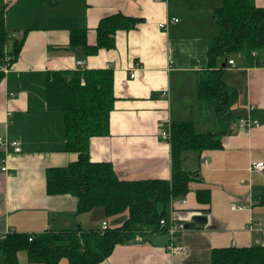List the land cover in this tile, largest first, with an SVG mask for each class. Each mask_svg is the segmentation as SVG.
<instances>
[{"label":"crops","instance_id":"1","mask_svg":"<svg viewBox=\"0 0 264 264\" xmlns=\"http://www.w3.org/2000/svg\"><path fill=\"white\" fill-rule=\"evenodd\" d=\"M50 1L58 3L0 0L7 30L14 40L24 38L0 84V137L22 144L20 153L0 145V165L9 167L0 174V240L12 232L94 229L107 219L102 208L76 215L75 197L47 193V170L78 158L65 150L63 113L47 108V73L75 70L83 61L88 69L114 71L110 133L91 140L90 158L111 163L123 180L171 179V143L161 133L171 130L173 122H192L199 133L229 131L221 139L222 149L182 155L184 171L198 170L200 180L189 183L185 203L175 201L168 218L183 223L196 215L207 218L206 224L177 235L175 243L183 250L173 255L169 243L157 246L149 236L138 237L116 246L99 264H212L214 249L264 246V206L254 200L264 194V172L252 168L264 163V64L230 58L236 66L228 63L223 75L236 93L229 123L216 118L214 102L198 97L209 65V40L220 34L215 10L224 0ZM252 2L264 9V0ZM114 14L140 20L135 29L117 32L114 48L87 55L83 48L69 46L70 31L81 28L88 30V44L95 45L100 21ZM173 19L178 22L171 23ZM163 23L167 29L160 27ZM242 117L258 120L260 126L239 129ZM204 190L210 193L209 204L197 199ZM126 218L124 213L107 220L112 227ZM18 264H31L26 252L18 254Z\"/></svg>","mask_w":264,"mask_h":264},{"label":"trees","instance_id":"2","mask_svg":"<svg viewBox=\"0 0 264 264\" xmlns=\"http://www.w3.org/2000/svg\"><path fill=\"white\" fill-rule=\"evenodd\" d=\"M43 1L47 5L58 3ZM215 17L220 34L209 40V65L198 97L214 102L216 118L229 123L234 119L230 108L236 93L228 88L223 75L231 57H242L251 65L264 64V9L256 7L252 0H224L222 7L215 10ZM139 22L122 14L111 15L100 21L95 45L88 44V30L81 28L70 31L69 46L95 55L101 49L114 48L117 32H129ZM13 40L1 13L0 84L6 75L5 68L12 67L23 46L24 38ZM10 41H13L11 51L7 48ZM45 94L48 110L64 115L65 150L78 155L77 160L67 166L47 170V193L75 197L76 215L102 208L107 219L124 213L127 218L119 226L109 224L104 231L99 226L52 229L41 234L9 233L0 240V264H18L20 252L27 253L31 264H58L63 259L67 264H99L118 245L165 232L160 221L168 218L171 202L184 199L189 183L200 180L198 170L184 171L183 153L222 149L221 139L229 132L226 129L199 133L192 122H173L171 179L123 180L111 163L94 162L90 158L91 140L110 133V117L116 101L113 69L84 67L49 71ZM197 199L209 204L210 193L199 191ZM254 200L264 206V194L256 195ZM211 257L212 264H264V246L217 248Z\"/></svg>","mask_w":264,"mask_h":264},{"label":"built area","instance_id":"3","mask_svg":"<svg viewBox=\"0 0 264 264\" xmlns=\"http://www.w3.org/2000/svg\"><path fill=\"white\" fill-rule=\"evenodd\" d=\"M170 22L171 23L178 22V19H173ZM160 27L163 29H167L166 23L160 24ZM13 37H14V35H13ZM228 63L231 66H236L235 61L232 59L229 60ZM76 65H77V68H84L85 63L83 61H78ZM5 70L7 71L8 68H5ZM134 76H135L134 74L131 75L132 78H134ZM11 96L14 97L15 95L11 94ZM259 126H260L259 121L251 119L250 117H242L238 120V123H237V128L245 129V130L250 129L252 127H259ZM161 138L164 141L170 142L171 141V130L170 129L169 130H163L161 133ZM0 145L4 148L13 149V151L15 153H20L22 151V144L20 141H17V140L8 141L6 138L0 137ZM252 168L259 171V172H264V163H262V162L255 163ZM8 171H9V167L7 165H0V174L1 173H8ZM178 201L181 203H185V199H180ZM174 202L175 201L171 202V206L174 205ZM238 208H240V207H238ZM108 226H109L108 221L104 220L100 224V229L102 231L107 230ZM160 227L161 228L165 227L166 231L163 233L168 234L170 236V242H169L170 253L173 255L180 253L183 250V248L180 245L176 244L175 240H176L177 235L185 230V223L175 221L173 217H170V218L161 220L160 221ZM32 238H33V236L30 237V240H32ZM139 240L143 241L144 238L139 237ZM165 264H172V262L167 261Z\"/></svg>","mask_w":264,"mask_h":264},{"label":"water","instance_id":"4","mask_svg":"<svg viewBox=\"0 0 264 264\" xmlns=\"http://www.w3.org/2000/svg\"><path fill=\"white\" fill-rule=\"evenodd\" d=\"M206 223H207V218L205 216L196 215L192 217L191 221L185 223V229L191 230L196 228L197 225H203ZM148 241H150L154 245L164 247L170 242V236L168 234L151 235L148 237Z\"/></svg>","mask_w":264,"mask_h":264}]
</instances>
